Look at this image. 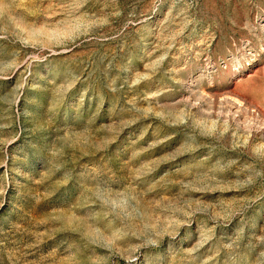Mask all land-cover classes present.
I'll return each mask as SVG.
<instances>
[{
	"label": "rangeland",
	"instance_id": "rangeland-1",
	"mask_svg": "<svg viewBox=\"0 0 264 264\" xmlns=\"http://www.w3.org/2000/svg\"><path fill=\"white\" fill-rule=\"evenodd\" d=\"M0 264H264V0H0Z\"/></svg>",
	"mask_w": 264,
	"mask_h": 264
}]
</instances>
